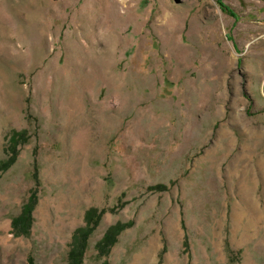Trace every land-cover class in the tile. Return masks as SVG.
<instances>
[{"label":"rangeland","instance_id":"obj_1","mask_svg":"<svg viewBox=\"0 0 264 264\" xmlns=\"http://www.w3.org/2000/svg\"><path fill=\"white\" fill-rule=\"evenodd\" d=\"M16 134L0 264H66L90 209L82 264H264V0H0Z\"/></svg>","mask_w":264,"mask_h":264},{"label":"trees","instance_id":"obj_2","mask_svg":"<svg viewBox=\"0 0 264 264\" xmlns=\"http://www.w3.org/2000/svg\"><path fill=\"white\" fill-rule=\"evenodd\" d=\"M21 134H16L12 136L10 140V153L11 156L6 161H0V171L3 173L8 170L14 163L17 155L16 150V139L21 137ZM9 153V152H8ZM33 181L37 183L36 175H32ZM36 197L33 194L29 200L22 206L20 213L11 220V232L16 237H27L32 224V211ZM100 214L94 210L90 209L85 215V225L84 227L78 228L74 231L71 242L70 249L67 253L66 264H82L83 255L85 253L86 241L88 237L93 233L95 227L98 225ZM122 227L116 225L107 230L104 237L101 239L97 246V250L104 251L107 248H111L116 242V236L121 231ZM107 252V251H106Z\"/></svg>","mask_w":264,"mask_h":264}]
</instances>
